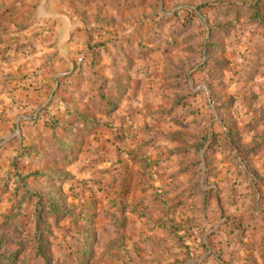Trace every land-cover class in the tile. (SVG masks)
Returning <instances> with one entry per match:
<instances>
[{"label":"crops","instance_id":"0c3cea01","mask_svg":"<svg viewBox=\"0 0 264 264\" xmlns=\"http://www.w3.org/2000/svg\"><path fill=\"white\" fill-rule=\"evenodd\" d=\"M248 1L115 0L127 20L83 22L62 48L57 46L60 23H52L55 55L35 69L36 79L13 75V93L26 97L23 102L34 116L21 113L17 120H7L5 126L13 130L7 140L22 139L17 129L28 132L25 136L44 131L52 146L64 148L71 141L67 135L82 133L91 141L89 155L102 164L88 163L91 178L76 185L80 193L72 211L87 223L76 225L65 218L71 229V264L82 261L81 249L90 255L85 264H97V256L103 257L99 264H209L210 257L217 264L212 238L242 236L243 229L264 231V198L247 205L237 192L241 186L250 195L264 189V147L246 159L254 181L238 173L221 139L209 153L206 146L194 147L202 135L216 131L221 136L235 128L236 117L224 111L236 108L230 96L260 74L255 66L264 59V33L256 30L257 22L233 18L235 8ZM186 9L192 13L181 22ZM228 21L235 24L221 30L218 25ZM76 32H83L92 46L77 59L68 48ZM209 39L212 46L207 47ZM245 67H252L250 78L238 80ZM49 107L54 128L46 124ZM78 113L98 123L84 122ZM252 133L242 134L249 138ZM33 150L35 155L42 152ZM225 215L231 216L228 223ZM237 221L242 227L230 231ZM58 234L60 240L67 238ZM89 234L91 242L81 243ZM160 234L166 239L159 242Z\"/></svg>","mask_w":264,"mask_h":264},{"label":"rangeland","instance_id":"374dc122","mask_svg":"<svg viewBox=\"0 0 264 264\" xmlns=\"http://www.w3.org/2000/svg\"><path fill=\"white\" fill-rule=\"evenodd\" d=\"M38 1L0 0V171L11 170L15 172L16 170L46 168L64 174L62 181H50L48 190L51 191V195L58 200L57 203L63 209L72 212V207L76 203L75 198H78L80 193V189H77L76 185L81 184L84 186L87 183V179H90L92 175L86 165L89 163L91 166L96 165L100 168L102 165L96 160L97 157L89 155L90 147H86L91 141L83 137L82 133H77L74 136L67 135L66 137L70 136L71 141H65L64 148L62 146L58 148L48 142L50 135L44 131L39 134L43 138H39V135L35 132H29L31 136H25V133L28 132L22 133L18 129L15 133L20 137L22 136V139L20 141H8L7 138L12 134L13 130L10 126L7 128L4 124L11 118L17 120V115L21 113L22 115L34 116V112H29V108L26 109L27 104L23 102L26 97H20L13 93L14 86L10 84L13 75L16 77L20 76V79H25V81L28 78L36 79L37 73L35 69L55 55L56 25H52L53 22L51 20L33 17ZM114 1L58 0L57 2H51L50 7L71 14L75 20H81L84 23H122L128 18L122 14L120 15L119 8L116 7ZM180 15L187 16L185 12ZM54 23L59 22L56 21ZM256 30L259 32L262 30L264 33V26L259 25ZM249 31L253 32L254 30L250 29ZM85 38L86 36L83 32H76L71 40L72 42L70 41L68 44L69 51H71L70 54L75 59H77L76 56L79 53L82 54L88 47H92L90 43L85 41ZM77 41L78 45H76ZM60 65L59 63L57 66L60 68L62 67ZM255 67L260 71L256 80L244 85H238L230 96L236 104L233 113L231 109L224 110L226 115L231 116L232 114L233 117H236L232 123L238 129L240 145L244 147H250L256 143H264V59L261 64L259 63ZM48 110L50 112L47 111L45 114L43 112V114L46 119H52L54 116L51 112L52 109L49 107ZM250 117L252 119L248 120ZM247 120L249 122H246ZM251 130L253 133L249 134V138H245L242 133H250ZM44 138H47L46 142ZM34 146L37 149H41V154L49 153L48 156L35 155ZM25 148L29 149L33 154L15 159L21 149ZM81 150L85 151L81 153ZM58 152L59 155L57 157L56 154ZM53 156L54 160L49 161ZM29 180L30 185L36 184V181L32 178ZM237 192L246 201L247 205L253 198H264V189L261 188H257L251 195L242 186L237 188ZM88 197H90V194L85 198ZM9 203V192L0 188V215L8 209ZM247 205L242 207V211H246L247 207H249ZM27 206L28 210H30L32 203ZM241 216V212L237 214V217L241 218ZM33 217L24 216L23 221L27 230L35 224ZM50 217L46 220L48 229L44 235L46 239L44 255L48 257L49 262L52 264H61L67 259H74L71 251L67 250L72 244V238L70 237L71 229L65 224L66 220H56L53 214ZM224 217L231 216L225 215ZM241 223V221H237L234 224L235 229L242 227ZM60 231L65 233L67 238L60 240L58 234ZM218 237L212 238L210 243L214 247H218L216 248V254L225 260V264H264V231L257 233L256 231L248 230L243 236L226 234L221 239ZM126 238L123 237L124 240ZM158 239L160 242V240H165L166 237L160 234ZM115 240H119V237H116ZM227 241L229 242L225 243ZM189 245L194 244L191 241ZM10 246L13 248L14 244ZM61 246H64L66 251H60L59 247ZM219 249L220 252H218ZM199 255L198 249L193 250L192 256L195 259ZM43 257L37 251H30L19 256L16 264H20L21 260L29 264H43L45 261ZM88 258H90V255H88ZM102 258V256L96 257L98 259L96 261L97 264L104 262ZM211 261L213 262L212 257H210L209 264H212ZM216 263L219 264L220 261Z\"/></svg>","mask_w":264,"mask_h":264},{"label":"trees","instance_id":"16d2710c","mask_svg":"<svg viewBox=\"0 0 264 264\" xmlns=\"http://www.w3.org/2000/svg\"><path fill=\"white\" fill-rule=\"evenodd\" d=\"M185 13L188 17L181 16V22L188 21L192 9H186ZM242 18L246 22H257L255 24L264 26V1L263 0H249L246 4L235 8L234 20ZM235 23L228 21L227 23H221L218 26L221 30L225 31L232 27ZM209 35H211V30ZM208 35V38H209ZM207 47L212 46L210 39L206 43ZM249 64V63H248ZM252 67H245L238 74V80H248L250 78V71ZM210 97L212 92L210 90ZM77 118H80L84 122L89 124L98 123L97 119L77 114ZM56 119H47L46 124L49 127L54 128L56 125ZM223 134L218 136V132L213 131L209 136L202 135L201 139L194 145L196 149L198 147L206 146L207 153L211 152L216 142L221 139L224 147H226L228 155L232 163L237 166V171L240 175L247 178L250 181H254L256 174L249 172L246 167L247 156L259 148L264 147V143H256L255 145L244 147L240 145V133L238 129L228 127L222 131ZM15 139V138H14ZM30 150L25 148L21 149L20 153L15 157L19 159L30 155ZM64 174H60L50 169H30L24 171H0V188L1 190H7L9 192L10 203L8 209L0 215V264H16L18 263V257L29 253L30 251H37L40 256H44L43 264H52L45 253L46 239L44 235L47 232L46 220L51 218L53 214L56 220H62L70 218L76 225L78 223L86 224L87 220L81 217L79 213L71 212L63 209L48 190V183L50 181H62ZM28 178H32L36 181V184L30 185ZM32 203L30 210H28V204ZM34 216L35 224L31 228H26L23 221L24 216ZM230 216V215H228ZM231 217H226L225 223ZM164 228H170L172 225L167 223L160 224ZM230 231L234 230V225L229 227ZM237 234V233H236ZM244 234V229H243ZM242 234V236H243ZM81 243L84 241L91 242L92 237L89 235L81 237ZM229 241L225 242L228 243ZM11 244H14L11 248ZM78 259L82 260L77 264H85V260L88 259L86 249L79 250ZM219 264H225L219 255L217 256ZM20 264H29L24 260L20 261ZM65 264H71L70 260H66ZM75 264V263H73ZM197 264V263H195ZM232 264V263H231Z\"/></svg>","mask_w":264,"mask_h":264},{"label":"water","instance_id":"95a60500","mask_svg":"<svg viewBox=\"0 0 264 264\" xmlns=\"http://www.w3.org/2000/svg\"><path fill=\"white\" fill-rule=\"evenodd\" d=\"M57 1L58 0H39L35 7L33 17H40L51 20L53 23L56 21L60 23L57 46L62 48L69 40L71 32L79 24L83 23V21H73L68 13L51 8L50 3Z\"/></svg>","mask_w":264,"mask_h":264},{"label":"built area","instance_id":"2783aa9c","mask_svg":"<svg viewBox=\"0 0 264 264\" xmlns=\"http://www.w3.org/2000/svg\"><path fill=\"white\" fill-rule=\"evenodd\" d=\"M187 14V13H186ZM186 16V15H185ZM186 17H188V14H187V16Z\"/></svg>","mask_w":264,"mask_h":264}]
</instances>
